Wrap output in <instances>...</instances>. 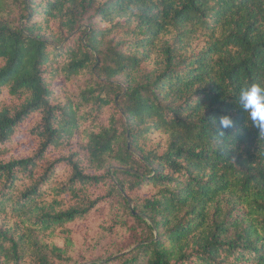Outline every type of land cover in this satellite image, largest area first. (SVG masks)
<instances>
[{
  "label": "trees",
  "instance_id": "16d2710c",
  "mask_svg": "<svg viewBox=\"0 0 264 264\" xmlns=\"http://www.w3.org/2000/svg\"><path fill=\"white\" fill-rule=\"evenodd\" d=\"M253 82L264 0H0V264H264Z\"/></svg>",
  "mask_w": 264,
  "mask_h": 264
},
{
  "label": "clouds",
  "instance_id": "9594fccd",
  "mask_svg": "<svg viewBox=\"0 0 264 264\" xmlns=\"http://www.w3.org/2000/svg\"><path fill=\"white\" fill-rule=\"evenodd\" d=\"M237 103L246 114L251 125L264 131V82H253L240 87ZM211 125L215 129L214 140L218 145H223L226 140L225 130L233 128L235 121L229 115L213 117Z\"/></svg>",
  "mask_w": 264,
  "mask_h": 264
},
{
  "label": "rangeland",
  "instance_id": "374dc122",
  "mask_svg": "<svg viewBox=\"0 0 264 264\" xmlns=\"http://www.w3.org/2000/svg\"><path fill=\"white\" fill-rule=\"evenodd\" d=\"M49 200H51V198H49ZM58 200H60V201H63V205H62V208L65 210V209H68L71 205H74L75 204V202L72 200V198L70 197V196H62V197H60ZM104 209L105 208H102L99 212H97L96 214H94L93 216H92V219L95 221V220H97V219H100V218H103V211H104ZM56 244H63L62 243V241H59V240H56V242H55ZM101 246H99V247H97V248H95V249H93L94 251H91L90 252V254H89V259H91L90 261H83V260H81V256L80 255H78L77 256V261L78 262H81V261H83L81 264H93V263H95V264H100V263H102L103 262V260L102 261H99V260H101V258L102 259H104V258H106L107 256H110V255H112L111 253L110 254H108V255H106L104 258L103 257H100V256H102L101 254L102 253H104V251H105V247L107 246H109V248L110 247H112V248H118V249H126V248H128V250L127 251H129V250H131V249H133V245H132V241H130V240H126V239H122V240H120L119 238H117V237H114L113 238V240H106V241H103V242H101ZM132 245V246H131ZM100 255V256H99ZM99 256V257H98ZM97 257H98V259H97Z\"/></svg>",
  "mask_w": 264,
  "mask_h": 264
}]
</instances>
